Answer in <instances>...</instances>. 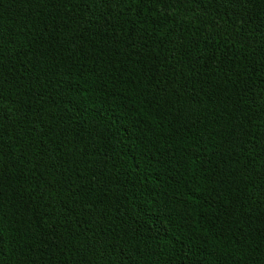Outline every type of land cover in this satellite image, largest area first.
Masks as SVG:
<instances>
[{"label": "trees", "instance_id": "trees-1", "mask_svg": "<svg viewBox=\"0 0 264 264\" xmlns=\"http://www.w3.org/2000/svg\"><path fill=\"white\" fill-rule=\"evenodd\" d=\"M0 264H264V0H0Z\"/></svg>", "mask_w": 264, "mask_h": 264}]
</instances>
